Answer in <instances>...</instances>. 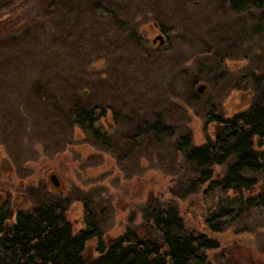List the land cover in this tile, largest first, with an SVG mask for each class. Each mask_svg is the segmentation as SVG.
<instances>
[{"label":"rangeland","instance_id":"1","mask_svg":"<svg viewBox=\"0 0 264 264\" xmlns=\"http://www.w3.org/2000/svg\"><path fill=\"white\" fill-rule=\"evenodd\" d=\"M163 30L168 49H157ZM263 96L264 6L239 13L226 0H0V205L63 204L78 234L89 227L86 202L102 233L87 243V259L122 235L161 242L152 214L173 208L187 230L220 242L206 264H264V208L210 233L207 185L198 186L200 172L180 149L186 137L205 145L216 117L244 113ZM75 105L104 109L106 141L72 123ZM155 124L159 133L143 128ZM213 170L214 179L226 173ZM254 176L247 196L264 190V174Z\"/></svg>","mask_w":264,"mask_h":264},{"label":"trees","instance_id":"2","mask_svg":"<svg viewBox=\"0 0 264 264\" xmlns=\"http://www.w3.org/2000/svg\"><path fill=\"white\" fill-rule=\"evenodd\" d=\"M226 1L239 13L264 6V0ZM145 42L151 45L148 39ZM105 115L100 107L75 105L71 121L104 142L107 132L98 125ZM215 120L216 134L205 145L197 147L187 137L180 140L181 152L200 172L198 186L207 185L206 223L212 234L222 232L223 223L235 215L264 208V190L247 196L258 183L254 175L264 174V100L230 119ZM143 128L159 133L162 127ZM217 166L226 167L220 180L214 179ZM85 208L90 217L88 230L75 234L66 206L41 204L16 215L9 206H0V264H206L207 253L221 247L215 237L187 230L179 212L170 208L152 214L155 228L162 233L161 242L132 244L122 235L107 248L100 245L98 256L87 259V243L95 236L101 238L102 233L91 206Z\"/></svg>","mask_w":264,"mask_h":264},{"label":"water","instance_id":"3","mask_svg":"<svg viewBox=\"0 0 264 264\" xmlns=\"http://www.w3.org/2000/svg\"><path fill=\"white\" fill-rule=\"evenodd\" d=\"M150 27L153 29V30H157L159 28V25L157 23H153L150 25ZM152 44L157 48V49H162L164 47H166L167 45V39L165 37V35L163 33H159L157 34L153 40H152ZM103 65V61L100 62V64H98V66H102ZM205 86H201L198 88V91L201 93L203 92ZM87 94V92H86Z\"/></svg>","mask_w":264,"mask_h":264},{"label":"flooded vegetation","instance_id":"4","mask_svg":"<svg viewBox=\"0 0 264 264\" xmlns=\"http://www.w3.org/2000/svg\"><path fill=\"white\" fill-rule=\"evenodd\" d=\"M163 34H165L166 39H168L167 34L164 32V30H163ZM54 178H55V177H54ZM41 204H42V203H41ZM41 204H37L36 206H39V205H41ZM53 205H54V206H65V205L60 204V203L53 204ZM70 205H71V204H69V206H70ZM0 206H9V207L12 209L13 213L16 212V214L25 211L24 209H20V210H16V211L13 210V209H15V207H14V208L11 207L10 204H9L8 202H5V203H3V204L0 205ZM83 206H88V205H87L86 202H83ZM68 220H69V218H68ZM82 231H83V230H82ZM95 237H96V236H95ZM97 237H98V236H97Z\"/></svg>","mask_w":264,"mask_h":264}]
</instances>
